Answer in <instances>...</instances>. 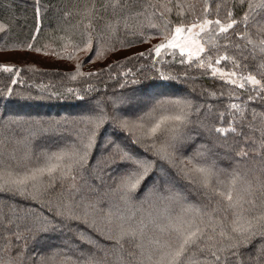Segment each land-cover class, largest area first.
<instances>
[{
    "label": "snow or ice",
    "instance_id": "1",
    "mask_svg": "<svg viewBox=\"0 0 264 264\" xmlns=\"http://www.w3.org/2000/svg\"><path fill=\"white\" fill-rule=\"evenodd\" d=\"M32 7L30 35L0 50L72 68L30 82L22 72L40 69L0 63L9 81L0 100H75L79 111L22 115L6 103L0 112V264H264V0ZM50 10L55 46L37 42ZM9 31L0 22L3 39ZM136 44L151 46L83 70ZM150 77H208L224 90L204 88L197 103L166 84L128 89ZM224 96V109L211 102ZM230 137L226 169L213 148Z\"/></svg>",
    "mask_w": 264,
    "mask_h": 264
},
{
    "label": "trees",
    "instance_id": "2",
    "mask_svg": "<svg viewBox=\"0 0 264 264\" xmlns=\"http://www.w3.org/2000/svg\"><path fill=\"white\" fill-rule=\"evenodd\" d=\"M77 0H42V3L49 4H64L66 3L69 7ZM82 2V0H80ZM103 0H97V3H102ZM33 0H0V22L10 25V31L8 33L7 39H3V33H0V46L4 44H11L13 42H19L21 40L26 39L34 26V12H33ZM57 19L53 10L49 11L48 17L45 19V27L42 28L40 35L37 38V42L39 44H45L51 42L53 46H55L58 41L53 40L52 37L56 35L54 29L56 28ZM50 25L51 27H47ZM78 38V37H74ZM157 40H153L151 43H158ZM150 44H136L131 49H122L116 53H111L104 60L96 61L95 63H85L84 71L96 70L99 68H105L108 64H112L114 61L123 60L126 56H131L135 52L145 51L149 48ZM86 60V58L82 57ZM0 63H11L16 67L27 68L29 66H33L35 68L40 69L39 73H23L22 76L26 79V81L30 82H40L43 80L47 83L50 79L56 81L59 77L56 75L57 73H63L66 71H70L72 68V63L66 60H59L55 57L45 56L43 54H38L35 52H27V51H17V50H9L3 51L0 50ZM174 71H183L184 67L181 65H172L171 66ZM115 70V69H114ZM193 74H197L195 70H193ZM104 79L107 80V75H105ZM8 76L7 74L0 73V88L5 87L8 84ZM110 87L109 91L113 89L116 92L125 91V89H120L115 86L113 81H108ZM166 84L168 87L164 89V91L178 94H187L190 95L191 98L197 102H205L206 96H202L201 92L204 88H213L217 92L224 90L221 87V81L215 80L208 77H204L194 82L193 85H183L174 81L164 82L160 81L156 77H150L149 79L141 78V84L139 85H129L128 89L131 88H141L152 85H160ZM213 104H216L219 109H224L227 103V96L220 98V100L211 101ZM7 103V108L9 110H13L19 112L22 115H41L45 117H59L61 115H75L79 109L77 107L78 101L75 100H18L16 98H11L8 101L0 100V112H5V104ZM251 103V102H250ZM257 111L261 110V106L259 104L254 105ZM211 122V118L209 120ZM247 130V129H246ZM39 142V141H38ZM198 142H207L205 138L202 136ZM236 147L234 143V139L232 137L228 140V146L220 147L216 146L213 148V152H216L221 155V158L218 160V164L222 168H230L233 166V161L227 159V156H233L234 152L232 148ZM190 200H195V197L192 194H189ZM21 203H26L21 201ZM127 246V245H126Z\"/></svg>",
    "mask_w": 264,
    "mask_h": 264
}]
</instances>
